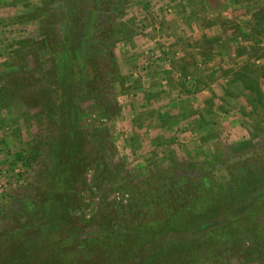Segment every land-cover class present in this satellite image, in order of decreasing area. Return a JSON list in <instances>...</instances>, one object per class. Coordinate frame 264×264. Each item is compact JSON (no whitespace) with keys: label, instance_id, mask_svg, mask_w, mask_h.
I'll use <instances>...</instances> for the list:
<instances>
[{"label":"rangeland","instance_id":"rangeland-1","mask_svg":"<svg viewBox=\"0 0 264 264\" xmlns=\"http://www.w3.org/2000/svg\"><path fill=\"white\" fill-rule=\"evenodd\" d=\"M0 264H264V0H0Z\"/></svg>","mask_w":264,"mask_h":264},{"label":"trees","instance_id":"trees-1","mask_svg":"<svg viewBox=\"0 0 264 264\" xmlns=\"http://www.w3.org/2000/svg\"><path fill=\"white\" fill-rule=\"evenodd\" d=\"M46 46V45H45ZM51 51H52V49H51ZM53 54V53H52ZM245 206H242V207H240V208H244ZM211 220H209V221H204L202 224H201V227L202 228H206V227H208V226H210V225H213V224H215L216 223V221L218 222V220H215V221H213V222H210ZM132 236H133V239L136 241V242H139V240H140V237H141V235L138 233V234H136V233H133L132 234ZM120 245H118V246H121V247H125V245H123V243H119ZM127 249V248H126Z\"/></svg>","mask_w":264,"mask_h":264}]
</instances>
